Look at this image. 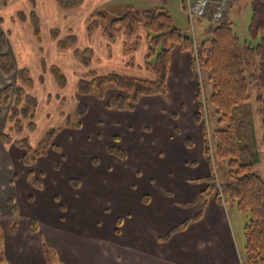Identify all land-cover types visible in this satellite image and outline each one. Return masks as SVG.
<instances>
[{
    "label": "rangeland",
    "instance_id": "374dc122",
    "mask_svg": "<svg viewBox=\"0 0 264 264\" xmlns=\"http://www.w3.org/2000/svg\"><path fill=\"white\" fill-rule=\"evenodd\" d=\"M124 1L126 2L127 0ZM128 3L135 5V8L140 11L165 6L166 12L172 15L176 26L193 38L195 50L198 48L197 45L204 42L207 38L201 32V28L203 26L211 28L216 26V24L208 22L207 19H195L191 23L188 14H185L187 12L184 13L183 11V4L185 8L187 0H167V4H165L164 0H129ZM252 4L253 0H234L228 14L230 15L231 22L235 25L234 31L240 40L243 43L251 42L257 46L259 45L260 38L254 40L249 33L253 14ZM16 7L18 5L14 4L7 11H4L6 13L5 16L7 17L9 13L16 11ZM88 7H91V3ZM23 8L22 6L19 7V9ZM228 14L226 19L228 18ZM198 20H202L203 22H199ZM197 69L199 70L198 80L201 83L200 92L203 104L206 110H208L209 115L208 129L211 132L225 129L227 126L218 123L219 118L215 115V109L211 103L207 102V99L213 94L210 74L206 69H202L199 63L197 64ZM71 88L72 86L70 85L65 94L67 95V104L64 102L57 110L54 109L58 104L53 99V95L48 98V106L43 102V99L45 101L47 99L45 97L42 99L38 96L41 100V108H39L41 113L39 111L37 115L38 119H34V122H38L34 133H31L27 127L22 134L10 133L9 130L12 128V125L8 124V118L6 117L4 124L1 123L0 125V130L8 132L13 142L30 138L33 148H36L38 142L47 134V131L58 128L59 131L64 129L63 132H58L60 134H58L59 138L56 137L57 144L62 148V152L59 150L57 153L50 151V149L46 157L38 159L37 163L31 167L23 163L24 151L18 149L14 144H3L0 137V236L7 234L9 224L11 226L15 223L16 227H18V234L25 237L28 235V225L31 218L39 220L38 224L35 223L37 230L35 232L31 231L36 234L41 231L42 237H44L43 248L45 247L48 250L51 264H100L104 259H111L112 261L104 262L103 264H114V261L120 260L121 256L128 259L126 256L129 248L127 244L128 242H132L128 230L130 231L134 226L135 228L132 230L137 233L136 238L141 242L138 252L143 253L145 246L146 251L150 249L156 251L157 244L155 238H158V235H162L164 230L177 225V223L184 221L194 214L195 208L193 206L184 208L179 204L191 202L196 197H194V194L201 190L203 184L197 181H188L185 187L187 188L186 191L182 190L184 187H179V190L175 193L174 177L165 174V169L171 165L167 154L164 153L163 157L158 156L153 151V147L150 146L151 138L146 140L148 145L145 144L146 137H151L154 134L149 124L146 123L140 128V135L142 136L140 141L144 147H140L138 150L134 146L131 147L129 144H126V149H124L120 147L118 140H113L118 131L116 134L113 133V135H105L107 133L106 130L110 131L115 128L114 122L102 120L103 123H100L99 120H93L97 116L95 111L102 113L104 108L100 106L94 107L93 101L89 99H77L75 96L76 90L72 91ZM249 90L251 98L247 104L243 105L241 115L236 118V124L239 125L244 122L245 125L244 129H239L240 137L248 144V150L242 158L243 162L254 163L255 170L264 180V129L262 116L258 113L261 104L257 101L258 96H264V90H258L254 86L249 87ZM72 93L73 96L71 98ZM116 93L109 91L106 95L107 100L113 98L114 95L120 94ZM59 94L64 96V93ZM47 95V92H45V96ZM80 102L88 105L86 107L88 109L87 113L94 108V113H92L93 111L91 112V121L88 119L86 121L82 118L87 113L83 116L81 115V117L77 114V106ZM5 107H7V110L10 109L9 106ZM60 110H64L65 120L61 117L56 118L60 114ZM81 118L85 120V123H88L91 131L90 134L94 132L93 138H87L83 135L82 137L80 136L81 139H79L80 137L77 139L75 135H80L81 133H77L75 129H72V131L67 130V127L73 128L74 126L72 125L76 123H80L81 125ZM69 124L71 126H68ZM116 127L120 128V126ZM96 128L103 131V139L99 141L105 143L104 146L97 145L96 143L98 138L95 134L99 133ZM120 135L122 140H124L123 134L120 133ZM83 139L88 142L84 143ZM214 143L213 139L210 140L211 153H214ZM86 147L90 148L85 150ZM105 148L108 149L106 150ZM117 148L122 149L126 153L125 160H120L117 156L110 153L111 149ZM94 159L97 160L95 164L93 163ZM212 161L215 174L224 182L225 164H217L214 156H212ZM201 163L198 160L194 166L187 167L183 171L186 173L185 177L192 180V178L201 176L202 173L198 172L201 168ZM28 175L30 176L29 178H27ZM34 179L42 181L44 186L40 189L36 188L35 192L32 191ZM7 180L11 182L8 183ZM39 183L42 185L41 182ZM171 197L176 200V203L172 209H169L168 200H171ZM182 197L185 200H180ZM142 205H148L147 209L150 215L156 216L154 219L159 218L164 223L146 225L144 221L147 219L143 220V217L147 215L141 213L140 208ZM16 206H18L17 212L13 211ZM224 206H226V215L233 230L237 246L236 250L238 254L239 252L241 254V263L248 264L246 260L244 230L251 216L248 213L240 212L236 203L230 200ZM48 207L53 213L57 214L56 217L59 220L63 216L65 217L63 224H58L59 227L63 228V226H67L65 228L68 229L66 236L70 247L65 250L63 248L61 250V247L58 248L55 245L58 242V238L54 233H50L49 231V225L55 224L53 217L45 223L44 214L47 215L49 212L47 210ZM144 208L146 209L145 206ZM90 214L92 223L88 220ZM46 215L45 218L47 217ZM85 215L87 220L85 219ZM128 227L131 229H128ZM48 237L52 239L51 244L48 242ZM92 241L97 243L96 246L94 245V248L90 243ZM161 243L159 242V244ZM118 245H120V248ZM122 245H125V247ZM123 248L126 250H122ZM112 252L114 256L109 258ZM122 262L127 264L126 260ZM0 264H13L7 260L5 261L2 248H0Z\"/></svg>",
    "mask_w": 264,
    "mask_h": 264
},
{
    "label": "crops",
    "instance_id": "0c3cea01",
    "mask_svg": "<svg viewBox=\"0 0 264 264\" xmlns=\"http://www.w3.org/2000/svg\"><path fill=\"white\" fill-rule=\"evenodd\" d=\"M82 1L83 3L76 8L64 10L58 5L56 0H8L7 4L5 3V0H0V54L11 55L17 69H28L30 71L31 77H33L34 80V86L32 90H28L29 95L36 97L37 99H43V97H45L47 100L45 101L43 99V102L47 106L49 104L48 98L53 95V99L56 101V104H58L54 109L57 110V108L64 102L67 104V95L65 94L71 85L72 91L76 90L75 96L77 99H89L93 101L92 104L94 107L100 106L101 108H104L102 113H97L95 111L97 116L96 118L94 117L93 120H99L100 123H103L102 120H111L114 122L115 128L110 131L106 130L107 133L105 135H113V133L116 134L118 131V134L115 136L116 138L114 137L113 140H118L120 147L124 149H126V144H129L131 147L134 146V148L137 149L144 147L143 143L140 141V138L142 137L140 135V128L142 125L148 123L154 134L151 137H146L145 141L148 138H151V145H149L153 147V151H155L158 156L163 157L164 153L167 154L171 165L169 168L165 169V174H169L174 177V185L176 186V189L174 190L175 193H177L179 187H184L182 190L186 191L187 188L185 187L187 186L188 181L199 182V179L210 176L211 167L210 161L207 160L205 155L203 127L195 122V116L199 109L197 92L198 81L196 71L194 70L195 58L191 52L186 51L183 47L176 46L171 54L170 72L167 81V99L162 96L144 97L140 99L138 105L136 106L137 108L134 111L121 112L107 107L111 98L107 100L106 97L103 101H101L92 95L79 96L77 94V85L79 81L81 79H88V73H90V71L97 76L116 72L122 76H128L136 79H155L154 73L149 71L147 72L145 69V59L149 50L147 30L141 29L138 34L141 38L140 44L137 50L130 54L124 49V44L128 41L124 35L119 36L118 39L112 43L103 36L101 31L88 35L86 27L89 20L88 16L90 14L95 11L106 10L110 13L112 12L114 15H122L126 12L125 10H127L128 6L132 5L128 3L129 0L126 2L124 0ZM90 3L91 7L89 8L88 6ZM14 4H16V6L18 5V7H16V11L9 13L6 17V13L4 11H7V9L11 8ZM20 6L24 8L19 9ZM183 11L184 13L186 12L184 4ZM33 12L36 13L38 19H40L41 36L39 40L35 36V31L29 18L30 14ZM21 13L26 15V21L20 19ZM228 18L230 19L229 14ZM198 21L203 22L202 20ZM210 25L212 24L210 23ZM214 28L205 26L201 28V32H203L205 37H207L205 40L212 37ZM54 30L61 32L60 38H64L66 35L76 36L78 44L67 48L66 50H61L58 46V39H55L52 36ZM2 36H5L4 42L1 41ZM89 49L94 52V56L90 61V66H85V64L77 58L76 54ZM43 60L46 61L49 67L57 66L62 70L68 79L67 86L64 88L58 86L50 71H45L43 69ZM131 62L135 64L134 67L130 66ZM42 77L44 78L43 82H41ZM19 84L18 77H16L15 74L7 76L0 70V89L6 86L16 87ZM110 91L113 93H119L115 88L110 89ZM45 92H47V96H45ZM59 93H64V96H61ZM72 96L73 93L71 98ZM40 105L41 100L39 99V106L36 110L35 120L38 119L37 115L40 111L39 108H41ZM93 109L82 118L86 121H91V115L94 113ZM8 111L9 109L7 110V107L0 106V125L1 123L4 124L5 117L8 118L10 113ZM61 112L63 113L61 114ZM58 117L65 120L64 110H60V114L56 118ZM85 120L81 121L80 128L67 127V130L72 131V129H75L77 130V133H81L80 135H75L77 136V139L83 135L87 138H93L94 136V132L93 134H90L91 131L88 123H85ZM116 126H120V128H117ZM96 129L99 131L98 134H95L98 138L96 143L97 145L104 146L105 143H101V141H99L103 139V131L98 128ZM63 130L64 129H61L58 132L61 133ZM1 133L2 130H0V137ZM120 133L123 134L124 140H122ZM59 135L57 138H59ZM81 137L79 139H81ZM57 138L54 140V145L58 147L57 150L50 151L58 153L59 150L62 152V148L57 144ZM84 140L85 139L82 141ZM86 142L88 141H84V143ZM147 143L148 142L146 141L145 144L148 145ZM88 148L90 147H86L85 150ZM105 149L107 150L108 148ZM44 157H46V155ZM198 160L202 162L201 168L198 171L199 173H202V175L198 178H192V180H189L185 177L186 173L183 171L186 170L187 167L194 166ZM93 163H97V160L94 159ZM29 177L30 176L28 175L27 178ZM9 182L11 181L9 180L8 183ZM199 183H202L203 186L198 193L194 194V197H196L191 202L197 199L199 193L206 188V184L203 182ZM41 184V187L37 188L32 182V191L35 192L34 190L36 188H43L44 186L42 181ZM170 199L171 200H168V208L172 209L176 200L172 197ZM180 200L183 201L185 199L182 197ZM188 203H182L179 205L182 206ZM201 204L202 203L198 206H193L195 208L194 214L184 221L195 217L200 212ZM15 208H18V206ZM147 208L148 205H142L140 208L141 213L147 215L146 217H143V220L147 219L144 221L146 225H159L164 223L161 222L159 218L154 219L156 216L150 215ZM47 210L49 212L47 215L44 214V220L46 223L51 217H53L55 224L49 225V231L50 233H54V235L58 238V242H56L55 245L58 248L61 247V250L69 248L70 245L67 243L68 238L66 236L68 229L65 228L67 226H63V228L59 227V225L63 224L65 217L63 216L62 219L59 220V218L56 217L57 214L53 213L49 207ZM226 212V206H224V204H219L213 197L207 203L203 215L198 222L190 224L186 230L178 232L170 239L166 240V242L161 241V238L164 237L163 235L167 234L169 230L176 227L183 221L177 223V225L169 229L164 230L162 235L160 234L158 235V238H155L157 250L153 251L150 249L149 251H146L145 246L143 253L138 252V247H140L141 242L138 238H136L137 233L132 230L135 226L132 227V229L128 227V229L132 230L131 232V230L129 231L127 229L132 240V242H128L127 244V247H129L127 251L128 254L126 255L128 259L121 256L120 260L114 261V264H124L122 262L123 260H126L127 264H242L241 254L240 252L238 254L236 250V241L234 240L233 230L229 224ZM45 215L47 216L46 218ZM90 216L91 214L88 216V220L92 223ZM85 219L87 220L86 215ZM38 221L39 220L37 219L31 218L28 225V235L25 237L18 234V229H16L15 233H12L9 224L7 234L0 236V248L4 251L5 261L7 260L13 264H46L43 248L44 237H42L41 231L37 234L33 233L30 226L31 222L37 223ZM48 242H52L50 237H48ZM159 242L162 243L159 244ZM90 243L93 248L97 244L94 241ZM118 246L120 248V245ZM122 246L125 247V245ZM122 250L126 249L123 248ZM112 256H114L113 252L110 253L109 258ZM110 261L112 260L104 259L100 264Z\"/></svg>",
    "mask_w": 264,
    "mask_h": 264
},
{
    "label": "trees",
    "instance_id": "16d2710c",
    "mask_svg": "<svg viewBox=\"0 0 264 264\" xmlns=\"http://www.w3.org/2000/svg\"><path fill=\"white\" fill-rule=\"evenodd\" d=\"M58 5L65 9H74L83 3L82 0H56ZM167 0H164L165 4ZM8 0H5L7 4ZM252 18L249 26V33L252 39L260 38L259 45L243 43L234 31V23L229 18L220 24H216L212 37L198 44L195 50L193 38L184 33L174 23V19L165 6L145 11L137 10L134 5H130L122 15H114L106 10L95 11L90 14L87 31L91 35L101 31L103 36L111 43L119 36H125L128 41L124 44L127 53H134L141 38L138 36L141 29L148 32V53L146 56L145 69L155 75L153 80L132 78L122 76L113 72L107 75L97 76L92 71L88 73V79H81L78 83L77 94L80 96H93L103 101L111 88H115L120 94L114 95L108 103V108L121 112L134 111L141 98L149 96H162L168 98V76L171 64V54L176 46L183 47L186 51L194 55V70L197 75V92L199 109L195 116V122L203 127V138H205V155L210 161L211 174L198 181L206 184V188L199 193L197 199L188 204L182 205L184 208L198 206L201 204L200 212L193 218L183 221L176 227L168 231L166 236L161 238L162 242L170 239L178 232L186 230L190 224L198 222L203 215L207 203L211 198H215L219 204H225L228 200L235 202L238 210L248 213L251 216L246 224L244 237L246 240V260L248 264H264V180L255 170L254 163L244 161L248 150V144L239 135V129L245 128L244 122L236 124V118L241 115L243 105L250 100L249 87H256L264 90V0H253ZM186 8V6H185ZM35 36L39 40L41 36L40 19L36 13L29 16ZM20 19L26 21V15L21 13ZM53 38L58 39V46L61 50L73 47L78 44L77 37L66 35L60 38L61 32L54 30ZM5 36L1 37L4 42ZM77 58L85 66H90V61L94 52L89 49L78 52ZM202 69H206L212 80L213 94L207 99L215 109L218 116V123L227 126L225 129H208V110L204 107L198 80L199 70L197 64ZM43 69L49 70L54 76L59 87L67 85V77L59 67H49L45 60L42 61ZM130 66L134 67L133 62ZM0 70L7 76L15 74L18 77L19 85L16 87L6 86L0 89V106H9L8 122L12 125L10 133L22 134L27 127L31 133L37 129L34 122L36 110L39 106V99L29 95L28 90L34 86L33 77L28 69H17L11 55L0 54ZM44 78H41V82ZM261 108L258 113L262 116L264 129V96H258ZM87 106L81 103L77 106L79 117L88 111ZM27 124H26V123ZM70 124H72L70 122ZM68 126H71V125ZM27 125V126H26ZM80 128V123L72 125ZM58 129H51L38 142L36 148L30 143V138H24L13 142L8 132L1 133V140L4 144H14L24 151L23 163L26 166H33L37 160L47 155L48 150H57L54 140L58 136ZM213 139L214 153L210 149V140ZM110 153L126 159V153L120 148L111 149ZM212 156L218 163L226 166L224 173L225 181L222 182L213 170ZM40 180L34 179L33 184L41 187ZM13 211L17 212V208ZM119 222V221H118ZM120 223V222H119ZM31 230L35 232L37 226L35 222L30 224ZM11 232H16V224L11 226ZM1 243V242H0ZM45 248V247H44ZM45 248V258L47 264H51Z\"/></svg>",
    "mask_w": 264,
    "mask_h": 264
},
{
    "label": "built area",
    "instance_id": "2783aa9c",
    "mask_svg": "<svg viewBox=\"0 0 264 264\" xmlns=\"http://www.w3.org/2000/svg\"><path fill=\"white\" fill-rule=\"evenodd\" d=\"M234 0H187L186 12L189 21L207 19L213 24H220L225 19Z\"/></svg>",
    "mask_w": 264,
    "mask_h": 264
},
{
    "label": "bare ground",
    "instance_id": "6f19581e",
    "mask_svg": "<svg viewBox=\"0 0 264 264\" xmlns=\"http://www.w3.org/2000/svg\"><path fill=\"white\" fill-rule=\"evenodd\" d=\"M96 218V217H95Z\"/></svg>",
    "mask_w": 264,
    "mask_h": 264
}]
</instances>
